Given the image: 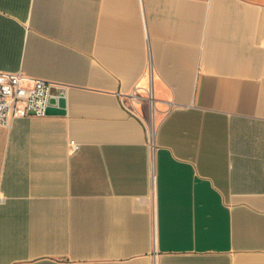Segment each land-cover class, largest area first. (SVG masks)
<instances>
[{"label": "crops", "instance_id": "obj_1", "mask_svg": "<svg viewBox=\"0 0 264 264\" xmlns=\"http://www.w3.org/2000/svg\"><path fill=\"white\" fill-rule=\"evenodd\" d=\"M0 70V264H264V0H0Z\"/></svg>", "mask_w": 264, "mask_h": 264}, {"label": "built area", "instance_id": "obj_2", "mask_svg": "<svg viewBox=\"0 0 264 264\" xmlns=\"http://www.w3.org/2000/svg\"><path fill=\"white\" fill-rule=\"evenodd\" d=\"M64 85L58 81L31 75L23 70H0V125L9 126L15 118L48 114V107L64 95ZM73 149L79 143L71 140ZM150 147L155 148L154 136Z\"/></svg>", "mask_w": 264, "mask_h": 264}, {"label": "water", "instance_id": "obj_3", "mask_svg": "<svg viewBox=\"0 0 264 264\" xmlns=\"http://www.w3.org/2000/svg\"><path fill=\"white\" fill-rule=\"evenodd\" d=\"M59 99H60V102H61V104H62L63 101H64V100H63V97H60ZM53 101H56V99L53 98V99H52V102H53ZM60 110H61V109H58V108H56V107H54V106L51 105V106L48 107V114H49V113L51 114V113L62 112V111H60Z\"/></svg>", "mask_w": 264, "mask_h": 264}]
</instances>
